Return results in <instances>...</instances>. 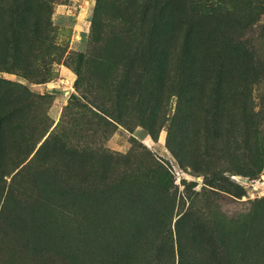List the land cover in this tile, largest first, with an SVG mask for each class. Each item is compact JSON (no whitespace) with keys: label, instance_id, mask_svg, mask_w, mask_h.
<instances>
[{"label":"rangeland","instance_id":"374dc122","mask_svg":"<svg viewBox=\"0 0 264 264\" xmlns=\"http://www.w3.org/2000/svg\"><path fill=\"white\" fill-rule=\"evenodd\" d=\"M0 264H264V0H0Z\"/></svg>","mask_w":264,"mask_h":264},{"label":"trees","instance_id":"16d2710c","mask_svg":"<svg viewBox=\"0 0 264 264\" xmlns=\"http://www.w3.org/2000/svg\"><path fill=\"white\" fill-rule=\"evenodd\" d=\"M183 218H185V215L183 214V215H181L177 220H176V222H175V224H176V227L177 226H179V222H181V220H183ZM177 229V228H176ZM180 237V235H179V232H178V238ZM178 241L180 242V239H178Z\"/></svg>","mask_w":264,"mask_h":264}]
</instances>
